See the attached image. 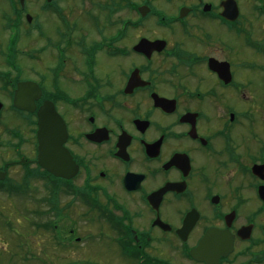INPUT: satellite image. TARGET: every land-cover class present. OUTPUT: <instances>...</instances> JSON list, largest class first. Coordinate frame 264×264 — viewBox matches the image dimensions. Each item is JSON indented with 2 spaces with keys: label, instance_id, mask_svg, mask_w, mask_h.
<instances>
[{
  "label": "flooded vegetation",
  "instance_id": "af4514ba",
  "mask_svg": "<svg viewBox=\"0 0 264 264\" xmlns=\"http://www.w3.org/2000/svg\"><path fill=\"white\" fill-rule=\"evenodd\" d=\"M0 7V155L13 154L0 157V196L42 189L18 208L23 224L2 215L0 264L51 263L32 254L33 230L51 233L57 264H264L252 174L264 165V0ZM77 13L107 34L74 35ZM48 103L68 178L37 162ZM220 240L231 251L216 260Z\"/></svg>",
  "mask_w": 264,
  "mask_h": 264
},
{
  "label": "rangeland",
  "instance_id": "374dc122",
  "mask_svg": "<svg viewBox=\"0 0 264 264\" xmlns=\"http://www.w3.org/2000/svg\"><path fill=\"white\" fill-rule=\"evenodd\" d=\"M1 8V7H0ZM79 8V7H78ZM80 9V8H79ZM81 13V12H80ZM72 20V19H71ZM73 21H75L78 25H77V32L74 33V35H78L80 33L82 34H107V29L104 31L99 30V27H102L104 24L103 23H98L96 28L94 29V25L92 24L91 20H89L87 18V16L85 15H80L79 13L76 14V16L73 18ZM6 34V33H3ZM41 42L39 41L38 45ZM38 47V46H36ZM9 54L8 51L6 52V57H5V61L7 64H12V60L13 58L10 57L8 58ZM23 60V59H22ZM40 59L37 60L36 62V67L37 68H41L43 64H41V62L39 61ZM22 65L23 66H27L25 69L29 68V63L26 61H22ZM24 69V71H25ZM28 76H30L27 73ZM6 137H4L3 140H5ZM12 151H10L8 149V151L2 153L0 155V157H12ZM20 179V176L17 178ZM33 180V179H32ZM35 182L33 183L34 186H36V190L38 191V195L37 196H32V201L30 200H26L27 197H25L24 201L23 198L20 196H13L11 199L9 198V196H0V226L2 227V230L0 228V239L3 238L4 236L7 235V230L5 229V225H4V217H2V215L4 214L5 218H7L8 222H10L12 224V222L14 224L17 225H21L22 223V217H21V213L18 210L19 209H35L38 205L39 202V198L42 195V189L40 187V181H32ZM243 194L245 196H249L250 193L246 190H243ZM256 195V193H255ZM257 196V195H256ZM41 210V209H40ZM32 216V213H31ZM33 217H34V213H33ZM30 235V240H31V249H32V254L34 256H38L40 258H43L46 262H51L48 264H57L59 262H57L56 260V256H57V252L54 250V243H53V239L51 237V233L50 232H43L42 230H33V232ZM4 239V238H3ZM11 240V239H10ZM16 240V239H15ZM84 251V249H80V252ZM2 255L4 256H9L10 254L8 252L2 253ZM11 262V261H9ZM57 262V263H56ZM40 264V263H39Z\"/></svg>",
  "mask_w": 264,
  "mask_h": 264
},
{
  "label": "water",
  "instance_id": "95a60500",
  "mask_svg": "<svg viewBox=\"0 0 264 264\" xmlns=\"http://www.w3.org/2000/svg\"><path fill=\"white\" fill-rule=\"evenodd\" d=\"M23 85L19 88L21 92L23 90ZM15 105L18 108H26V103H22L16 97ZM38 153L37 162L40 166L44 167L48 172L57 177H71V175L76 170L70 168L67 165V157L62 155L61 141L59 140L61 119L55 112L53 105L51 103L47 104V107L42 106V109L38 112ZM70 159V156H69ZM254 175L264 179L263 166L255 165L252 169ZM258 195L264 201V186L258 187ZM215 241L214 236L211 232H208L202 239V242ZM219 241V240H218ZM205 246V245H204ZM218 252L215 254V259L222 255H227L231 251V241L222 242L216 245Z\"/></svg>",
  "mask_w": 264,
  "mask_h": 264
}]
</instances>
